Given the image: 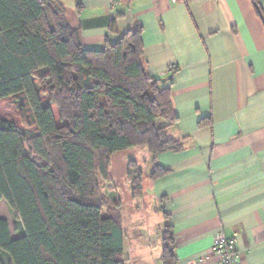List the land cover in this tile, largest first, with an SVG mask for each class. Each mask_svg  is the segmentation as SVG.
<instances>
[{
    "label": "trees",
    "instance_id": "obj_1",
    "mask_svg": "<svg viewBox=\"0 0 264 264\" xmlns=\"http://www.w3.org/2000/svg\"><path fill=\"white\" fill-rule=\"evenodd\" d=\"M141 34L136 25L87 49L59 0H0V100L17 99L25 126L0 116V202L17 219L13 238L0 217V264H126L122 205L100 183L111 157L146 147L155 180L167 171L157 156L184 149L168 135L177 121L171 92L145 68ZM142 176L128 161L132 199ZM174 250L166 221L161 264L177 263Z\"/></svg>",
    "mask_w": 264,
    "mask_h": 264
},
{
    "label": "crops",
    "instance_id": "obj_2",
    "mask_svg": "<svg viewBox=\"0 0 264 264\" xmlns=\"http://www.w3.org/2000/svg\"><path fill=\"white\" fill-rule=\"evenodd\" d=\"M59 1L87 49L140 25L144 66L171 92L177 121L167 132L184 149L159 154L167 171L149 181L176 264H217L219 231L242 264H264V0ZM135 233L123 239L126 264H161L162 240L153 250Z\"/></svg>",
    "mask_w": 264,
    "mask_h": 264
},
{
    "label": "rangeland",
    "instance_id": "obj_3",
    "mask_svg": "<svg viewBox=\"0 0 264 264\" xmlns=\"http://www.w3.org/2000/svg\"><path fill=\"white\" fill-rule=\"evenodd\" d=\"M43 98L47 99L43 94ZM17 99L10 97L5 100H0V116L9 119L23 130L25 126L21 123L19 117V109L16 103ZM46 104V102H44ZM54 114L56 122L58 115L55 109ZM160 124H163L160 121ZM150 153L144 146L131 147L123 151L115 153L111 157L108 182H100L102 194L108 199L112 193H115L123 206V230L124 239L127 243L136 233V229L143 232V236L150 237L153 244H149L148 248L159 249L161 247V240L163 238L164 218L159 211V203L154 200L152 185L149 181V173L152 171V163L149 160ZM134 160L138 163L139 168L143 172L142 187L143 195L140 199H132L130 197V187L126 177V166L128 161ZM111 183V184H110ZM111 192V193H110ZM0 217L8 221L11 236L15 238L17 234L14 231L17 219L15 212L2 200L0 202ZM126 248L129 246L126 244Z\"/></svg>",
    "mask_w": 264,
    "mask_h": 264
},
{
    "label": "built area",
    "instance_id": "obj_4",
    "mask_svg": "<svg viewBox=\"0 0 264 264\" xmlns=\"http://www.w3.org/2000/svg\"><path fill=\"white\" fill-rule=\"evenodd\" d=\"M211 250L218 258L217 264H242L235 239L227 236L223 231L214 235Z\"/></svg>",
    "mask_w": 264,
    "mask_h": 264
},
{
    "label": "water",
    "instance_id": "obj_5",
    "mask_svg": "<svg viewBox=\"0 0 264 264\" xmlns=\"http://www.w3.org/2000/svg\"><path fill=\"white\" fill-rule=\"evenodd\" d=\"M170 78H171V77H170V76H168V79H170ZM161 81H163V82H164V81H165V79H162Z\"/></svg>",
    "mask_w": 264,
    "mask_h": 264
}]
</instances>
